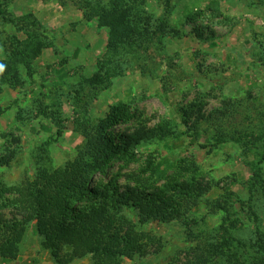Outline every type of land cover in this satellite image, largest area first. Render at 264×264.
Here are the masks:
<instances>
[{
  "label": "rangeland",
  "instance_id": "obj_1",
  "mask_svg": "<svg viewBox=\"0 0 264 264\" xmlns=\"http://www.w3.org/2000/svg\"><path fill=\"white\" fill-rule=\"evenodd\" d=\"M146 8L176 29L164 38V54L152 45L145 63L132 59L123 73L109 76L110 84L92 85L86 79L99 70L108 27L86 18L74 0H0V153L17 151L10 165L0 166V181L20 184L34 179L44 164L73 160L85 144L84 125L126 103L133 116L112 129L117 140L139 126L164 124L166 132L136 148L134 161L115 159L107 176L134 173L150 159L173 163L169 174L195 162L215 181L207 198L234 195L223 210L203 200L190 214V225L139 224L164 245L123 264H264V0H146ZM17 48L32 72L14 61ZM225 98L239 103V121L228 125L246 140L214 147L209 124L196 135L184 125L182 109L203 99L209 113ZM0 264L55 262L31 224L18 259Z\"/></svg>",
  "mask_w": 264,
  "mask_h": 264
},
{
  "label": "trees",
  "instance_id": "obj_2",
  "mask_svg": "<svg viewBox=\"0 0 264 264\" xmlns=\"http://www.w3.org/2000/svg\"><path fill=\"white\" fill-rule=\"evenodd\" d=\"M74 2L85 9L86 18H97L100 26L109 28L106 51L98 59L99 70L86 79L92 85L110 84L109 76L123 73L132 59L145 63L149 57L144 54L152 45L164 54L165 36L176 32L146 8V0ZM12 56L32 72L28 57H21L19 48ZM238 104L225 98L221 107L206 113L203 99H197L183 107V123L199 136L203 123H208L214 147L227 141L242 144L246 137L228 125L239 121ZM132 116L126 103L113 105L98 123L84 125L85 144L73 160L58 167L44 164L34 179L27 178L20 184L0 181V259L17 260L30 226L35 224L41 247L55 264H72L87 257L91 264H123L125 259L151 254L150 247L157 245L160 249L164 245L161 237L140 229L139 224L183 221L190 225V214L203 200L213 210L224 209L225 201L234 194L226 192L223 199L207 198L216 187L215 181L200 173L195 162H187L180 170L175 169L177 173L169 174L175 168L173 163L150 159L134 173L107 176L115 159L132 162L138 155L135 149L143 142L165 135L164 124L157 128L139 126L125 130L117 140L112 129ZM14 140L20 143V138ZM0 154V166H8L17 151L7 148ZM255 176L261 177V173L255 171Z\"/></svg>",
  "mask_w": 264,
  "mask_h": 264
},
{
  "label": "clouds",
  "instance_id": "obj_3",
  "mask_svg": "<svg viewBox=\"0 0 264 264\" xmlns=\"http://www.w3.org/2000/svg\"><path fill=\"white\" fill-rule=\"evenodd\" d=\"M3 71V67L2 66H0V72H2Z\"/></svg>",
  "mask_w": 264,
  "mask_h": 264
}]
</instances>
